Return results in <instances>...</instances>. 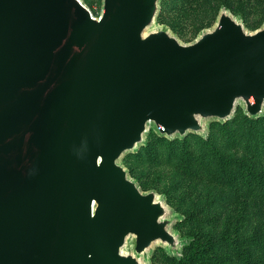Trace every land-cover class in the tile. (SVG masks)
<instances>
[{
    "label": "water",
    "instance_id": "water-1",
    "mask_svg": "<svg viewBox=\"0 0 264 264\" xmlns=\"http://www.w3.org/2000/svg\"><path fill=\"white\" fill-rule=\"evenodd\" d=\"M159 0H0V264H150L178 215L121 163L159 136L264 109V21L220 8L180 41ZM249 101V103H248Z\"/></svg>",
    "mask_w": 264,
    "mask_h": 264
},
{
    "label": "rangeland",
    "instance_id": "rangeland-1",
    "mask_svg": "<svg viewBox=\"0 0 264 264\" xmlns=\"http://www.w3.org/2000/svg\"><path fill=\"white\" fill-rule=\"evenodd\" d=\"M224 1L231 10L216 0H159L153 25L188 42L220 8L248 31L263 23L264 0ZM82 2L98 15L100 0ZM248 119L237 104L224 122H206V137L166 138L150 127L143 144L122 156L140 189L154 190L178 215L171 229L181 240L179 257L154 245L150 264H264V109ZM184 150L195 160L180 163ZM171 153L177 158L169 161Z\"/></svg>",
    "mask_w": 264,
    "mask_h": 264
},
{
    "label": "trees",
    "instance_id": "trees-1",
    "mask_svg": "<svg viewBox=\"0 0 264 264\" xmlns=\"http://www.w3.org/2000/svg\"><path fill=\"white\" fill-rule=\"evenodd\" d=\"M216 1L219 2L220 4H224L226 7H229V4H228L226 1H224V0H216ZM229 9L231 10L230 7H229ZM248 120H250V119H248ZM156 135H157V134H156ZM158 138H159V137H158ZM187 153H188V150H184V151L181 153V155H184V157H183L184 159H183V160H180V163L185 164V163H187V162H192V161L195 160V157H192V156H185V155H187ZM171 155H172V156H170V157L168 158L169 161H171V160L177 158V156L174 155L173 153H171ZM176 162H177V159H176Z\"/></svg>",
    "mask_w": 264,
    "mask_h": 264
},
{
    "label": "bare ground",
    "instance_id": "bare-ground-1",
    "mask_svg": "<svg viewBox=\"0 0 264 264\" xmlns=\"http://www.w3.org/2000/svg\"><path fill=\"white\" fill-rule=\"evenodd\" d=\"M248 103H249V101H248Z\"/></svg>",
    "mask_w": 264,
    "mask_h": 264
}]
</instances>
